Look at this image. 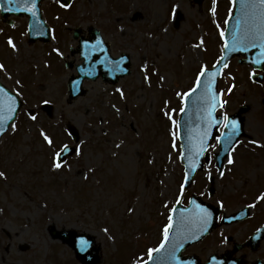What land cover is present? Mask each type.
I'll use <instances>...</instances> for the list:
<instances>
[{
    "label": "rangeland",
    "instance_id": "374dc122",
    "mask_svg": "<svg viewBox=\"0 0 264 264\" xmlns=\"http://www.w3.org/2000/svg\"><path fill=\"white\" fill-rule=\"evenodd\" d=\"M43 8L53 28L49 44L28 42L26 20L13 30L0 21L1 40L15 45L0 41L2 82L25 102L0 141V264H81L53 231L94 239L98 264H146L173 207L187 205L192 194L227 215L254 209L248 222L221 226L189 253L206 258L226 250L228 237L243 241L264 219V82L252 83L251 69L237 60L223 76L222 114L249 107L245 138L223 175L208 165L183 191L178 145L184 100L200 70L222 54L220 33L233 0H72L67 9L46 0ZM90 27L102 33L114 58L129 55L131 74L115 86L86 81L85 95L70 101L68 82L82 64L73 30L87 38ZM69 127L79 133L78 152L56 169V153L74 145ZM217 150L215 143L211 157ZM210 176L217 181L209 200ZM258 251L250 260L262 256L264 245Z\"/></svg>",
    "mask_w": 264,
    "mask_h": 264
},
{
    "label": "water",
    "instance_id": "95a60500",
    "mask_svg": "<svg viewBox=\"0 0 264 264\" xmlns=\"http://www.w3.org/2000/svg\"><path fill=\"white\" fill-rule=\"evenodd\" d=\"M200 2L202 0H196ZM63 4L68 5L69 0H62ZM241 2L242 0H235L236 9L234 16L231 18L226 34V41L230 44L232 39L233 29L237 26V20L241 17ZM40 3V1H39ZM38 3V4H39ZM34 7L35 15H33V11H22L21 13L27 14L31 17V34L43 35L38 37L39 39H43L45 42L49 41V29L42 22L41 12L39 7ZM33 7H29V9H33ZM80 31H76L75 37L78 38ZM91 41H81L79 52L82 57L85 59V63L83 67L80 68V76L78 78L72 79L70 83V91H71V99H75L78 96L84 95L85 92L82 89V83L85 78L96 80L99 76L103 77L105 82H111L116 84L120 78L129 74V66L130 60L127 56H122L119 59H112L107 51V48L104 45V42L101 38L100 33L95 30H90ZM34 36V35H33ZM37 38H32L34 42ZM100 42L97 45V42ZM100 48V49H99ZM99 49V50H98ZM251 47L246 50L240 51H227L225 49L223 59H221L220 63L212 70L208 71L207 75L201 77V84L197 87L196 91L191 94L187 100L186 108L183 113V117L180 123V135L182 140V148H183V156L182 160L187 168V179L185 187L188 188L191 186L192 181L196 175V173L203 169V153L206 151L208 147V143L212 137H214V131L217 130L221 126V118L215 115L216 110L219 108V95L217 91L218 87V79L221 74V71L224 67H226L229 61L235 57L239 56L242 53H249ZM102 52L104 54H102ZM252 57H250V60ZM100 68V70H99ZM215 73L213 76L212 74ZM0 112H6L7 108L10 104L9 98L14 100V111L12 114V118L8 120L3 129H0V139L2 136L9 130L11 124L15 121L17 114L22 106L19 98L13 94H11L7 89H5L0 84ZM245 109L241 111V113H245ZM240 123V130L235 134L236 137H239L243 134V119L237 115L233 118ZM73 137L76 141H78V134L75 131H71ZM232 137V135H227L225 139ZM201 142H203L204 150L201 152ZM234 141L229 143L232 145ZM230 147V146H229ZM76 151L75 148H67L64 150L63 154L60 156L61 161H64L68 156L72 155ZM228 152V150H227ZM225 151L224 154L220 155V162L225 158L227 154ZM193 201L196 204L203 206L199 199L193 198ZM192 204V205H196ZM190 209H185L183 206L179 205L175 209V213L173 216V224L171 227V232L175 231H204L198 238L195 237L196 240L194 242L199 241L205 237L206 234L210 233L214 229L215 219L207 222L206 228L200 230L198 229L202 222L198 218L199 211L196 212V218L192 219L190 216ZM210 223V224H209ZM54 239H61L64 243L69 246H73L78 257L81 258V261L85 264H96L97 256L93 253V245L94 242L89 240L87 237H78L74 233L71 232H62L52 233ZM81 241L87 242V247H81ZM215 258H212L211 262H213ZM150 264H156L155 258L151 261Z\"/></svg>",
    "mask_w": 264,
    "mask_h": 264
},
{
    "label": "snow or ice",
    "instance_id": "6c2138e0",
    "mask_svg": "<svg viewBox=\"0 0 264 264\" xmlns=\"http://www.w3.org/2000/svg\"><path fill=\"white\" fill-rule=\"evenodd\" d=\"M25 3H27V0H24ZM8 3H15L17 6L15 8L16 11H21L20 8V0H8ZM233 3H235V0H233ZM3 5H0V8H2ZM24 11H33V15H35L34 7L33 9L24 8ZM7 11H12L11 8L7 9ZM241 12L242 15L237 20V26L235 29H233L232 32V39L231 43L229 44L227 41H225V49L227 51H240V50H247L249 47L252 48H258L260 50L259 57L255 61L256 64L264 65V0H242L241 2ZM221 37L225 35L224 32L220 33ZM10 45H12L13 48H15V45L12 43L11 40L8 41ZM99 41L97 42V45H99ZM203 43V41H201ZM200 45H197L199 47ZM223 59V57H221ZM3 65H0V70H3ZM207 75V68H202L200 70V76L203 77ZM213 76L215 73L212 74ZM255 75V73H253ZM201 84V81L198 79L196 82L197 87H199ZM2 91V89H0ZM195 91V89H193ZM123 95V93H121ZM190 95V93H189ZM10 104L7 108L6 112H0V129H3L5 127V124L8 120L12 118V114L14 111V100L12 98H9ZM32 120H36V116H31ZM232 128L235 130L237 128V125L235 122L232 123ZM43 136V139L47 142L49 146L53 144V140L49 138L47 134L41 133ZM230 139V138H229ZM68 145H64V149H67ZM204 150L203 148V142H201L200 151L202 152ZM60 160V153H56V158L54 160V167L56 169H60L62 167V164L59 162ZM229 164L234 163L233 160L229 159ZM223 175V173H221ZM0 176H3V173H0ZM260 200H264V195H261L259 197ZM193 203H195L193 201ZM254 205H249V207H253ZM199 209L198 218L202 222L203 225H207L208 219L210 218V213L206 208H200L199 205L196 206ZM175 211V209H173ZM169 220H171V217H169ZM172 225L169 224L168 227L164 229V242L160 245V248L150 250L149 255L152 254V251L159 252L160 249L165 247V244L168 243V237H169V228H171ZM198 238V237H197ZM180 246V243H177L175 246L170 248L168 250V258L171 260L176 259V250ZM81 247L86 248L87 242L81 241ZM178 264V262H177Z\"/></svg>",
    "mask_w": 264,
    "mask_h": 264
},
{
    "label": "flooded vegetation",
    "instance_id": "af4514ba",
    "mask_svg": "<svg viewBox=\"0 0 264 264\" xmlns=\"http://www.w3.org/2000/svg\"><path fill=\"white\" fill-rule=\"evenodd\" d=\"M5 39H7V38H5ZM0 41H1V38H0ZM263 225H264V219L260 223L259 226L254 227L253 231L246 235V237L244 238L243 241H237V242L233 241V243L234 244L236 243L238 246H243L244 245L243 250H241V252H239L237 254L238 259L242 260L241 263H238V264H259V263L256 262V260H258V259H261V260L264 261V252H262V256L258 255L257 257H255L252 260H250V258H249V253L254 254V253L260 252L258 250L260 249V247H262L264 245V239L261 242H258V243H254V244L251 243V237ZM233 243H231V244H233Z\"/></svg>",
    "mask_w": 264,
    "mask_h": 264
}]
</instances>
